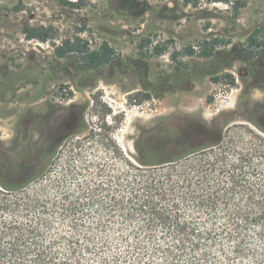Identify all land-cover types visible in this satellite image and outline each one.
<instances>
[{
	"label": "rangeland",
	"instance_id": "obj_1",
	"mask_svg": "<svg viewBox=\"0 0 264 264\" xmlns=\"http://www.w3.org/2000/svg\"><path fill=\"white\" fill-rule=\"evenodd\" d=\"M70 1L78 8L0 0V154L42 173L30 188L53 195L58 181L117 199L126 162L155 155L159 141L187 153L253 128L247 120L264 125V109L253 111L264 108V0ZM26 23L51 38L28 40ZM65 39L106 43L113 61L82 74L54 55ZM109 175L118 186L102 188Z\"/></svg>",
	"mask_w": 264,
	"mask_h": 264
},
{
	"label": "trees",
	"instance_id": "obj_2",
	"mask_svg": "<svg viewBox=\"0 0 264 264\" xmlns=\"http://www.w3.org/2000/svg\"><path fill=\"white\" fill-rule=\"evenodd\" d=\"M23 34L51 38L27 23ZM258 52L264 60V47ZM54 55L74 58L82 74L114 58L106 43L95 50L80 39L62 40ZM247 121L254 129L235 125V135L219 132L187 153L159 141L155 155L126 162L117 199L58 181L53 195L43 183L30 188L42 173L0 154V264H264V125ZM118 184L109 175L102 188Z\"/></svg>",
	"mask_w": 264,
	"mask_h": 264
}]
</instances>
